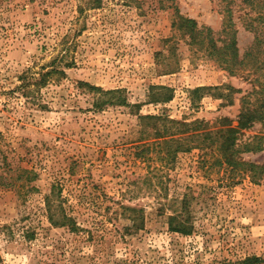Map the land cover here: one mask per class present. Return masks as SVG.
<instances>
[{
	"label": "rangeland",
	"instance_id": "374dc122",
	"mask_svg": "<svg viewBox=\"0 0 264 264\" xmlns=\"http://www.w3.org/2000/svg\"><path fill=\"white\" fill-rule=\"evenodd\" d=\"M259 37L264 0H0V264H264V169L160 134L236 125ZM238 145L264 164V124Z\"/></svg>",
	"mask_w": 264,
	"mask_h": 264
},
{
	"label": "trees",
	"instance_id": "16d2710c",
	"mask_svg": "<svg viewBox=\"0 0 264 264\" xmlns=\"http://www.w3.org/2000/svg\"><path fill=\"white\" fill-rule=\"evenodd\" d=\"M189 26V31L191 33V36L193 38L198 37L201 34V31L195 29L196 21L193 19H187L184 22ZM199 34V35H198ZM206 36L202 38L201 42H204ZM213 42V40H211ZM216 46V44L213 42V46ZM256 47L259 50H262V53H264V38L259 37L256 41ZM230 50L232 53V56L227 58V55L230 54ZM238 47H237V39L234 38L231 39L230 42L223 48V50L220 52L221 57L224 59L226 63H229V67H231V71L234 72L235 68L232 69L235 65H239L244 63L246 60L245 58L239 59L238 57ZM250 53V52H249ZM251 60L254 61V63H257L260 61V56L257 54H253L251 57ZM234 63V64H233ZM233 64V65H232ZM261 64L264 67V60L261 62ZM57 71H61V73H65V70L63 69H55ZM47 74H41L42 78L41 80H38L39 83L41 81H44V77H47ZM259 88L257 92H259L260 96L257 99L256 103L253 105H246L245 108L242 110V112L239 114L238 123L236 125H233V123L230 120L224 119L227 124H224L221 127L218 128H211L210 124L208 122H205L203 120H195V121H187V120H178V119H168V121L172 122V126L168 127V125L165 126L164 132L160 134H170L172 135V138L170 141H174L177 139H188V143L194 144L195 141L199 140L200 142L208 145V147H213L216 151H219V156L216 157V161L219 164H227V166L232 167V169H239V167H248V170L253 171V173L259 174V169H264V164L258 165L254 162H245L243 160H240V152L241 148L240 145H238V137L239 133L248 127H251L256 122H262L264 124V80L259 79ZM93 88L98 89L97 86H92ZM101 89V88H100ZM200 90V88H196L195 92ZM119 90H105L106 93H116ZM172 127L174 128V131L171 130ZM178 134H183L181 136H177ZM177 136V138H175ZM216 145V148L214 147ZM253 143H248L246 145V150H261L262 144H257L253 146ZM188 148H191L188 147ZM215 161V163H216ZM243 171L241 168L239 169ZM234 171V170H233ZM170 218V225L173 229L178 231H188V226L183 223L176 224L174 221H176L179 218V215H172ZM54 221V220H53ZM66 222V221H65ZM252 257H248L247 259L243 260L242 262L251 264Z\"/></svg>",
	"mask_w": 264,
	"mask_h": 264
}]
</instances>
